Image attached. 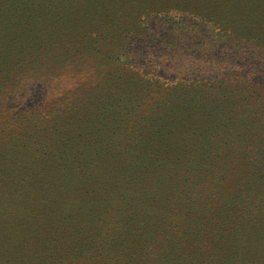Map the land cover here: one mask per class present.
I'll return each instance as SVG.
<instances>
[{
	"label": "trees",
	"instance_id": "trees-1",
	"mask_svg": "<svg viewBox=\"0 0 264 264\" xmlns=\"http://www.w3.org/2000/svg\"><path fill=\"white\" fill-rule=\"evenodd\" d=\"M263 2L0 0V71L55 53L120 62L0 166L19 163L9 202L39 218L0 205V264H264V82H161L116 56L171 11L260 57Z\"/></svg>",
	"mask_w": 264,
	"mask_h": 264
},
{
	"label": "rangeland",
	"instance_id": "rangeland-1",
	"mask_svg": "<svg viewBox=\"0 0 264 264\" xmlns=\"http://www.w3.org/2000/svg\"><path fill=\"white\" fill-rule=\"evenodd\" d=\"M169 13L150 17L146 22L149 26L147 33L133 44L127 41L131 45L127 47L128 53L125 56L122 55L125 50H117V54L120 52L116 55L119 60H127L125 66L130 65L142 74L155 76L161 82L168 83L179 80H219L224 77L238 78L239 81H234L238 86L264 82V50L260 57L253 58V54L248 51L247 59H241L244 57L239 55L238 47L227 40L223 36L225 33L217 26L198 21L189 14L181 16L180 13ZM55 55L51 60L41 58L22 64L20 69L6 68V72L0 71L2 168L7 156L34 149L39 138H43L48 123L62 120L59 116L64 117L69 106L62 104L71 100V95H81L87 88L89 90L104 77L106 68L120 63H108L103 57L89 58L88 54L82 56L80 61L76 56L71 63ZM252 91L248 90V98ZM57 163H61L57 167L69 166L64 161L59 160ZM18 164L9 160L8 167L2 172L5 174L1 175L0 172V205L16 206L14 209L18 211H15L13 218L23 221L25 217L26 223L35 222L39 218H35L33 211L36 210H31L33 205L17 202L18 199L11 201L12 205L9 202L8 194L13 191L10 175L21 168ZM5 178L9 179L6 183L2 182ZM76 186L78 184H74ZM36 190L38 193L51 192L47 186ZM69 200L67 204H72L76 197ZM25 207L29 212L21 211ZM53 217L59 218V215L54 214ZM34 232L37 233L36 226Z\"/></svg>",
	"mask_w": 264,
	"mask_h": 264
}]
</instances>
